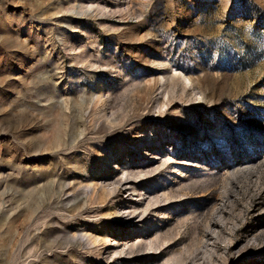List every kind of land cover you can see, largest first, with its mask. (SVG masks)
Returning a JSON list of instances; mask_svg holds the SVG:
<instances>
[{
  "label": "rangeland",
  "instance_id": "1",
  "mask_svg": "<svg viewBox=\"0 0 264 264\" xmlns=\"http://www.w3.org/2000/svg\"><path fill=\"white\" fill-rule=\"evenodd\" d=\"M0 264H264V0H0Z\"/></svg>",
  "mask_w": 264,
  "mask_h": 264
},
{
  "label": "bare ground",
  "instance_id": "2",
  "mask_svg": "<svg viewBox=\"0 0 264 264\" xmlns=\"http://www.w3.org/2000/svg\"><path fill=\"white\" fill-rule=\"evenodd\" d=\"M111 189V188H110ZM116 214H119L117 211H116ZM149 244H152V243H149ZM151 246V245H150Z\"/></svg>",
  "mask_w": 264,
  "mask_h": 264
}]
</instances>
